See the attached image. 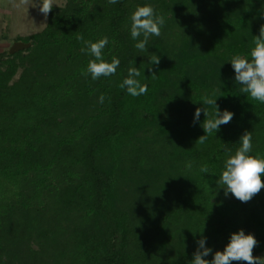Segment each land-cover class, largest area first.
<instances>
[{
    "label": "trees",
    "instance_id": "trees-1",
    "mask_svg": "<svg viewBox=\"0 0 264 264\" xmlns=\"http://www.w3.org/2000/svg\"><path fill=\"white\" fill-rule=\"evenodd\" d=\"M145 5L165 24L141 53L130 17ZM261 25L264 0H68L29 49L0 54V264H191L198 240L210 261L240 229L264 255V189L241 202L216 183L245 131L264 157V104L240 92L230 62L250 59ZM77 35L109 38L115 75L81 74L94 57ZM133 66L146 95L119 87ZM217 89L234 116L199 144L195 111L211 118L202 97Z\"/></svg>",
    "mask_w": 264,
    "mask_h": 264
},
{
    "label": "clouds",
    "instance_id": "clouds-1",
    "mask_svg": "<svg viewBox=\"0 0 264 264\" xmlns=\"http://www.w3.org/2000/svg\"><path fill=\"white\" fill-rule=\"evenodd\" d=\"M118 0H108L109 4H115ZM21 5L29 4V0H20ZM53 9V0H41L39 11L44 15L45 19ZM131 38L137 43L135 48L141 53L148 52L149 38L152 36H161V28L165 24L163 15L155 12L150 5L139 6L132 13L131 17ZM143 39H140V37ZM77 39L83 43L82 52H87L94 59L88 62L87 68L81 70V74L87 77L91 76L92 80H99L101 77H110L116 74L120 65V60L113 56L111 62L105 61L103 58V49L109 44V38L104 37L97 42L84 40L83 35H77ZM113 45L115 41H112ZM253 47L250 51V59L242 55H235L231 58V65L235 71V81L241 85L240 92L245 93L251 100L264 104V25H261L258 36H254ZM160 57L149 55V70L152 65L158 66ZM139 68L129 67L127 77L120 83L121 89H126L127 93L132 97L146 95L148 91L147 84H141L137 77H140ZM157 78L155 72L151 76ZM213 90L210 96L202 97L204 106H212L215 108L214 114L209 117L207 107L204 109L196 108L194 121H199L201 112H204L206 119L202 127L206 135L201 136L197 143L203 144L210 135L219 131L221 125L228 124L234 116V113L224 110L222 113L216 103V93ZM105 95L101 94L99 102L103 103ZM252 152V133L245 131L240 137V147L234 155L228 156L225 161L224 170L219 175L217 186L224 188L225 196L232 194L241 202L250 201L262 189H264V157L251 155ZM191 168V163L187 165ZM203 173H208L207 165L200 168ZM258 241L253 234H245L243 229L232 233L230 242L222 251H216L213 259L210 261L204 257L212 253V249L206 247V238L198 240V248L194 253L191 264H233V262H244V264H264V257H256L253 255V249L257 246Z\"/></svg>",
    "mask_w": 264,
    "mask_h": 264
},
{
    "label": "rangeland",
    "instance_id": "rangeland-1",
    "mask_svg": "<svg viewBox=\"0 0 264 264\" xmlns=\"http://www.w3.org/2000/svg\"><path fill=\"white\" fill-rule=\"evenodd\" d=\"M40 2L41 0H29V4L21 5L20 0H0V9L5 11L2 36L11 40L12 44L16 40L27 44V39L44 31L50 13L45 19L39 11ZM67 2L68 0H53V8H64Z\"/></svg>",
    "mask_w": 264,
    "mask_h": 264
},
{
    "label": "crops",
    "instance_id": "crops-1",
    "mask_svg": "<svg viewBox=\"0 0 264 264\" xmlns=\"http://www.w3.org/2000/svg\"><path fill=\"white\" fill-rule=\"evenodd\" d=\"M5 11L0 9V54L10 49L12 41L2 36ZM11 41V42H10ZM15 43V42H14Z\"/></svg>",
    "mask_w": 264,
    "mask_h": 264
},
{
    "label": "water",
    "instance_id": "water-1",
    "mask_svg": "<svg viewBox=\"0 0 264 264\" xmlns=\"http://www.w3.org/2000/svg\"><path fill=\"white\" fill-rule=\"evenodd\" d=\"M30 46L31 43L24 44L23 42H15L9 49V55H14L20 51L27 50L30 48Z\"/></svg>",
    "mask_w": 264,
    "mask_h": 264
}]
</instances>
